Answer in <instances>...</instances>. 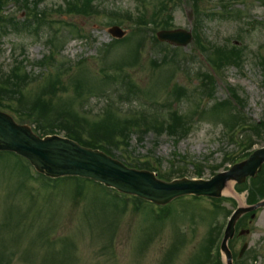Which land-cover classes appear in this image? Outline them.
Instances as JSON below:
<instances>
[{
  "label": "rangeland",
  "instance_id": "rangeland-1",
  "mask_svg": "<svg viewBox=\"0 0 264 264\" xmlns=\"http://www.w3.org/2000/svg\"><path fill=\"white\" fill-rule=\"evenodd\" d=\"M95 1L98 8L91 7L98 16L90 15L91 11L86 16L59 13L62 0H49L47 5L39 6L41 11L47 7L45 12L52 15L49 20L58 23L59 27L55 26L60 32L52 45L47 44L52 30L44 27L37 31L36 25H32L31 34L10 32L2 41L0 68L11 66L14 54L19 59L18 56L25 53L28 57L23 63L26 72L34 79L44 77L42 83L27 87L30 94H37L49 82L52 66L59 67L64 74L57 85L56 96L45 97L46 101L51 100L48 101L51 119L83 109L90 111L93 119L104 112L107 104L122 108V118L142 110L168 114L173 108L184 128L176 136H159L149 131L135 135L126 156L132 162L140 159L152 167L159 164L160 175L156 177L161 179L166 178V173L175 165L187 169V178L193 180L195 167L184 161L189 156L203 166L202 179L210 180L232 167L229 158L234 155L243 152L249 155L247 160L255 150L264 148V136L252 132L249 134L255 144L249 154L242 150L239 142L248 129L232 142L225 137L232 125L225 122L227 114L238 113L226 103L231 98L230 89L237 91L243 100L241 108L246 116L252 122L264 123L262 3L252 0L220 7L218 0L204 3L197 0ZM111 12L121 13V19L119 16L112 19L119 21L120 27L128 33L116 43L108 33L116 25L107 16ZM2 13L8 17L15 15L20 21L26 18L14 3L4 4ZM195 18L202 36L215 46V50L207 53L210 59H215L217 52L224 54L237 48L244 64L241 70L228 67L223 74L213 71L215 87L206 105L211 110L203 115L196 110L202 95L208 92L205 91L208 84L202 82L201 75L212 70L206 67L203 51L196 47L195 38L185 48L165 45L156 39V34L163 30L192 33L197 30ZM166 21L172 29L163 28ZM144 23L153 26L139 31L137 24ZM138 47L141 55L136 53ZM49 54L51 57L46 61L49 64L43 62L40 67L39 61ZM108 73L116 77L111 79ZM127 73L142 92L139 97L136 94L121 96L122 84L117 80ZM79 85L83 92L77 94ZM31 102L32 99L26 106ZM168 102L172 103L170 109ZM153 104V108H145ZM115 106L111 112L118 116ZM216 108L223 110L214 112ZM34 113L42 114L40 109ZM259 131L264 135L263 128ZM17 161L11 154L0 158V264H200L212 245L210 235L214 238L221 225L226 224V215L237 207H246L249 199L253 204L264 199L251 195L255 181L249 180L240 186L230 183L227 188L234 190V196L223 192L220 202L204 197L174 200L168 218L156 220L145 204L135 209L134 203L126 207L121 203H108L98 184L78 187L73 178H64L59 179L56 189L50 190L40 182H31L26 175L20 180ZM236 228L237 233L249 231V234H237L229 242L234 264H264V210L258 211L253 220L250 215L243 217ZM245 244L249 247L239 258ZM210 258L212 261L213 257ZM218 262L226 264L225 256L220 254Z\"/></svg>",
  "mask_w": 264,
  "mask_h": 264
},
{
  "label": "trees",
  "instance_id": "trees-1",
  "mask_svg": "<svg viewBox=\"0 0 264 264\" xmlns=\"http://www.w3.org/2000/svg\"><path fill=\"white\" fill-rule=\"evenodd\" d=\"M47 1L49 0H37L35 1L34 4H32L30 0H0V55L2 53V46H3L2 41L4 38L9 36L10 32H16V34L17 33L31 34L32 25H36L37 28L36 30L40 31L43 27H46L47 25L52 26L54 24L49 20L50 17H52V15L47 14L48 12L39 10V5ZM197 1L200 2L201 0H197ZM64 2L66 4V11L65 12L61 11L63 7L62 5H60L58 7L60 9L59 13L86 15L88 14V12L91 11L90 15H95V16L98 15L93 11L94 8L91 7L94 6L95 8H98L95 5L96 3L95 0H64ZM9 3H14L15 5L19 6V10L24 11L26 13V18H24L23 21H20L15 15H11L9 17L3 15L2 13L3 6L4 4H9ZM110 22L112 24L120 25L119 21L114 22L113 19H111ZM144 25H152V24L144 23ZM162 25L163 28L165 29H172V25L169 24L168 21H166ZM140 26H142V24H140L139 27ZM137 29L140 31L139 28ZM57 35L58 34L56 32H54L51 35L52 38L49 39L48 41L49 44L52 45L54 44V42H56ZM194 38H195L196 47L202 50L206 56L208 52L215 50V46L211 42L203 43L204 38L199 31H194ZM109 49H111L110 45H109ZM237 50H238L237 48H232L231 51H228L224 54H220L219 52H217L219 51L218 49L217 51H215L217 52L216 58L210 59L207 56L208 58L207 61L212 66L214 72H216L217 74H223L228 67L242 68L244 66V64H242L243 58L241 57L240 53ZM136 53H139L138 49L136 50ZM24 54L18 56L19 59L15 58L14 57L15 54H14L12 57L13 58L12 65L7 68H0V109L1 110L9 112L12 115H14L20 123H29L33 125L35 133L39 135L46 136L57 133H59V135L63 134L65 137L78 142L80 145L84 147L91 149H99L103 152H106L108 155L112 157H118L130 168L147 169L156 172L157 175H160L159 164H157L155 167H152L150 166L151 164L147 163L149 165H146L145 163L141 162L140 159H135V162H132L130 161L131 158H128L126 156L130 152V148H131L130 142L135 135H143L144 132L147 131L154 132L159 136H161L162 134L175 135L182 128H184L182 122L180 121V119H178L177 114L174 113L173 108L168 114L167 112L162 114V113H158L157 111H154L151 114L145 110H142L139 111L138 113H128L126 115L127 117L122 118L123 116L120 111L122 108L119 109L114 104L113 105L107 104L103 108L104 112L97 115L93 119L89 118L88 115L86 114H80L77 110L75 111L71 110L70 114L67 113L60 116L57 119H51L50 118L51 113L48 110V107H50L48 106V104L50 105V102L48 101L51 100L46 101L45 97L56 96V94L58 93L57 85L60 84V78L64 74L60 73L59 67L52 66V71L49 76L50 78L49 82L45 86L41 87L40 92H37V94L32 95L26 91L27 87L31 88L30 86H33L38 83H42V80L44 81L45 79L44 77H41L40 79L36 77L34 79L30 73L26 72L27 67L24 66L23 63L27 61L28 57H25ZM22 57L23 59L20 60V58ZM47 60L48 58H46L43 62H46ZM43 62H40V67H42L45 64ZM46 64L49 63L46 62ZM81 65L82 64H79V66ZM262 67L264 69V64H262ZM203 74L204 75H201V80L202 82L206 81V83L208 84L206 87L207 89L205 90L208 92H206L203 95H208L211 98L210 92L212 93L215 87L214 76L207 72L206 73L203 72ZM107 76L111 79L116 77L109 73L107 74ZM120 76L121 75H119V77ZM117 81H120L122 84L121 96L123 97L125 96L128 97L131 96L132 94H136L137 97H139L140 94L142 93L141 91H138V89L136 88L134 84L135 82L129 73L125 74V76H122V79H119ZM230 91H231V98L227 100L226 103L228 106H230L238 113L235 115L227 114V117L225 118L226 119L225 122L227 123L232 122V125L225 133V137L229 138V140L232 142L234 138H236L240 134V132L242 131L245 132L248 129L245 135L242 137L241 142H239V145H242L241 148L244 152H246V154H249L248 151L251 149L252 145L255 144L254 142L251 141L253 136L250 135L249 133L253 132L254 135L255 133H257L259 134V136H264L259 131L260 128L264 129V123H260V124L255 123L252 122V119L247 118L242 111L243 109L241 108L243 107V100L240 98L237 91H232V89H230ZM76 92L77 94L79 92H83V89L80 85L76 88ZM31 96H33L34 98H32ZM107 96L110 97L109 95ZM172 97H174V94L172 95ZM31 99L33 100V102H31L29 106H26V104L29 103ZM41 99H42V103H41ZM168 105L170 109L172 103L169 102ZM235 105H238L240 109H238ZM113 106L117 108L115 110L118 111L117 115L119 117L111 112L112 111L111 108ZM15 107H17V109H15ZM37 109L41 110L42 112L41 115L34 113ZM196 110L198 114L203 115L204 113H206V111H210L211 108L209 109V106H207L205 109L200 110V105H198ZM222 110L223 109L221 108H216L214 112H218ZM239 117H241L242 119H240ZM191 121H193L192 118ZM251 123L253 124L251 125ZM118 153L120 154L119 156H117ZM242 155L243 157H241ZM248 156L244 155L242 152L241 155H234L233 158H229L230 159L229 161H231V165H235L236 163L245 160ZM184 161L195 167V176L193 178H203L204 168L199 162H196L193 159H189V157L185 158ZM19 169H20L18 170L20 172L19 179L22 180L23 176L26 175V172L23 169V167H19ZM21 172H23L24 175H22ZM187 174H188L187 169L181 167L176 168V166L174 165L172 170L166 173V178H162V179H164L165 181H172L177 178H184L188 176ZM41 178L43 180H46L43 177ZM28 179H30L29 176ZM71 180L76 181V183H78L77 184L78 187L88 183L95 184L91 181L81 180L78 178H73ZM252 181H255L254 182L255 189L250 192L251 195H255L257 198H263L264 168L262 172L255 179H252ZM256 182L259 183V186ZM54 184L55 186H58L59 182L55 181ZM43 185L47 188V184L45 182H43ZM20 187H22V184L20 185ZM102 189L104 188L102 187ZM105 193H106L105 198L107 199L108 203H112V204L121 203L125 207L130 203H134L135 209H138L141 205L145 204L147 207H149L150 213L156 220L164 219L167 215L170 214L169 207L160 208L158 212H156L154 210L155 206L146 203L145 201H142L140 199L134 197H126L123 195L120 196L117 192L111 190H106ZM215 202H220V201L215 200ZM248 202L249 204H253V201L250 199ZM219 236H220L219 231L214 238H213V234L210 235L213 241L212 245L208 251L207 258L203 260L202 263L200 264H220L218 262L220 253H219V248L217 246ZM210 257H213L212 261Z\"/></svg>",
  "mask_w": 264,
  "mask_h": 264
},
{
  "label": "water",
  "instance_id": "water-1",
  "mask_svg": "<svg viewBox=\"0 0 264 264\" xmlns=\"http://www.w3.org/2000/svg\"><path fill=\"white\" fill-rule=\"evenodd\" d=\"M109 32L117 39L126 35L118 27L110 29ZM158 39L181 47H186L192 41L191 34L183 31H163L158 34ZM0 151L14 152L27 158L39 172L50 178L80 177L93 180L160 206L184 196L219 199L229 182L242 184L247 178L255 177L264 165L262 148L255 151L245 162L211 180L182 179L166 183L157 180L153 173L129 169L104 153L81 147L69 139L60 136L41 139L29 127L16 124L10 116L1 112ZM260 208H264V201L252 207H240L232 216L221 246L227 264H232L227 243L235 235L236 223L243 215Z\"/></svg>",
  "mask_w": 264,
  "mask_h": 264
},
{
  "label": "bare ground",
  "instance_id": "bare-ground-1",
  "mask_svg": "<svg viewBox=\"0 0 264 264\" xmlns=\"http://www.w3.org/2000/svg\"><path fill=\"white\" fill-rule=\"evenodd\" d=\"M224 195H235L234 190L232 188H227L224 191Z\"/></svg>",
  "mask_w": 264,
  "mask_h": 264
}]
</instances>
